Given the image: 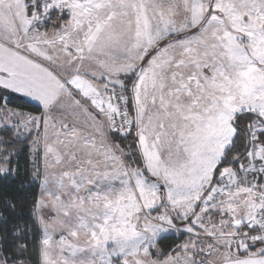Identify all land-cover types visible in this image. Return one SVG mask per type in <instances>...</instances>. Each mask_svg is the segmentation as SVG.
I'll return each mask as SVG.
<instances>
[{
    "label": "snow or ice",
    "instance_id": "snow-or-ice-1",
    "mask_svg": "<svg viewBox=\"0 0 264 264\" xmlns=\"http://www.w3.org/2000/svg\"><path fill=\"white\" fill-rule=\"evenodd\" d=\"M0 181V264H264V0H0Z\"/></svg>",
    "mask_w": 264,
    "mask_h": 264
},
{
    "label": "trees",
    "instance_id": "trees-1",
    "mask_svg": "<svg viewBox=\"0 0 264 264\" xmlns=\"http://www.w3.org/2000/svg\"><path fill=\"white\" fill-rule=\"evenodd\" d=\"M24 161L21 160V165ZM18 198V192L16 191V186L6 187L3 181H0V205L4 203L6 199Z\"/></svg>",
    "mask_w": 264,
    "mask_h": 264
}]
</instances>
